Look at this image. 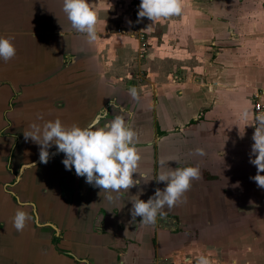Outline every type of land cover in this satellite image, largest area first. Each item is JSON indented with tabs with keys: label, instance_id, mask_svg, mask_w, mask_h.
I'll return each instance as SVG.
<instances>
[{
	"label": "crops",
	"instance_id": "crops-1",
	"mask_svg": "<svg viewBox=\"0 0 264 264\" xmlns=\"http://www.w3.org/2000/svg\"><path fill=\"white\" fill-rule=\"evenodd\" d=\"M88 3L99 19L93 43L72 28L63 0H0V37L16 48L0 60V172L15 133L25 140L31 125L56 119L82 128L110 98L133 99L134 87L141 140L155 128L164 134L157 174L193 166L200 179L186 201L165 207L155 230L141 217L132 221L130 198L142 189L147 201L166 182L152 190L143 180L109 202L73 167L65 180L76 188L73 203L56 199L54 175L39 184L51 203L35 206L38 186H21L15 203L0 189V264H196L202 255L210 264H264V189L250 179L254 129L238 118L256 101L264 110V0H182L180 16L142 18L139 60V42L126 31L130 0ZM132 74L141 86L129 83ZM18 209L32 217L23 232L13 227Z\"/></svg>",
	"mask_w": 264,
	"mask_h": 264
},
{
	"label": "clouds",
	"instance_id": "clouds-1",
	"mask_svg": "<svg viewBox=\"0 0 264 264\" xmlns=\"http://www.w3.org/2000/svg\"><path fill=\"white\" fill-rule=\"evenodd\" d=\"M63 11L75 31L85 34L90 43L97 40L99 19L97 13L90 8L88 0H63ZM182 12V0H141L137 22L148 18L153 24L180 16ZM15 55L16 48L11 40L0 37V60L6 63ZM129 93L133 99L138 97L134 87ZM238 118L244 122V127L252 126L255 129L249 162L256 167L257 173L250 179L255 181L257 187L264 189V175H261L264 173V112L253 113L245 106ZM96 125L97 122L92 121L83 128L75 124L66 127L60 119H56L45 122L42 127L31 125V130L24 132V138L25 141L30 139L39 146V160L43 164L48 163L49 149L55 145L56 153H63L65 156L62 163L66 170L74 167L77 176L85 177L86 183L109 193L106 199L113 202L119 198V194L128 193L140 183L133 178V174L138 173L141 161L136 147L138 134L126 119L119 115L102 127ZM195 153L205 155L201 148L195 149ZM155 179L157 183L166 182L165 188H156L154 195L147 201L139 198V195L143 194L142 189L133 196L134 199L131 197L132 221L141 217V224H153L158 215L166 216L165 207L172 209L178 203L186 201L185 194L190 191L192 182L200 179V169L193 166L177 167L158 173ZM113 192L118 194L116 198L110 194ZM31 219L28 212L18 209L13 217V227L17 232H23ZM196 264H210V261L202 255Z\"/></svg>",
	"mask_w": 264,
	"mask_h": 264
},
{
	"label": "flooded vegetation",
	"instance_id": "flooded-vegetation-1",
	"mask_svg": "<svg viewBox=\"0 0 264 264\" xmlns=\"http://www.w3.org/2000/svg\"><path fill=\"white\" fill-rule=\"evenodd\" d=\"M139 108L137 101L131 97L127 96L122 98L121 96H117L116 98H110L106 103H103L100 107L98 106L94 116H92L83 127L89 125L92 121L97 122V127H102L114 119L115 116H123L138 134V143L136 144V147L139 150L140 155H142L141 157H143L139 162L138 173L133 174V178L140 181L136 186L141 185L143 180H145V186L147 188L152 186L153 190L156 185L155 176L157 175L158 170L155 150L156 143L160 136L164 134L155 128L151 140H141L142 130L140 129V122H137L135 118V113H137ZM129 114H131V116H129ZM3 131L4 130H2L0 134H2ZM14 136V140H9L10 145L4 155V166L0 172V177L5 178L4 181H1L0 179V189L5 192L4 194L15 203L17 202L15 194L20 188H23L21 186H24L25 189H33L35 186H38V188H36L37 191L32 193L35 206L38 203H51L47 198V194L44 193L41 187H39V184L44 182L43 178H48L49 176L54 175L57 176L56 199H58L61 204L73 203L76 188L69 189L66 185L65 180L67 170L62 163L65 158L64 154L55 153L54 156L49 158L47 164H43L39 160V146L37 144L33 143L31 140H23L21 132L15 133ZM147 148H149L148 156L146 151ZM52 151L56 152L55 145L49 149V153ZM25 155L28 156L27 159L22 160ZM202 178L205 179L204 173L202 174ZM26 184H30V187H27L28 185ZM24 204H27V202ZM160 218L162 217L158 215L156 222L150 224L152 228L154 227V230L157 227V224L160 225ZM166 218L170 219L171 217L168 216ZM49 231V234L52 235V240L57 239L54 235L59 233L55 230L51 231L49 229ZM151 231H153V229Z\"/></svg>",
	"mask_w": 264,
	"mask_h": 264
},
{
	"label": "built area",
	"instance_id": "built-area-1",
	"mask_svg": "<svg viewBox=\"0 0 264 264\" xmlns=\"http://www.w3.org/2000/svg\"><path fill=\"white\" fill-rule=\"evenodd\" d=\"M140 2H141V0H130L133 21L130 24V26L126 29L127 33L130 36L135 37V39L139 42V50L137 52V57H136V59H138V60L142 59L144 57V38H143L142 32L140 30V22L142 19H140V21L137 22L138 21V11H139ZM126 31L116 30V33H120V32L124 33ZM252 111H253V113H255L257 111L264 112L263 107L259 101H256L252 104ZM253 129H254V127H253Z\"/></svg>",
	"mask_w": 264,
	"mask_h": 264
},
{
	"label": "rangeland",
	"instance_id": "rangeland-1",
	"mask_svg": "<svg viewBox=\"0 0 264 264\" xmlns=\"http://www.w3.org/2000/svg\"><path fill=\"white\" fill-rule=\"evenodd\" d=\"M143 35V38H144V34H142ZM144 41H145V39H144ZM144 56H145V54H144ZM136 60V59H135ZM133 63L135 62L134 60L132 61ZM131 70H137V71H133L134 72V75L136 74L137 76H139V77H141V76H143L144 77V75H143V70L144 69H139L138 67H132V69ZM123 71V70H122ZM132 72V73H133ZM134 75L132 74V75H129L128 76V78H127V80H129V83L131 84H135V85H138V86H141L142 85V78H141V80H138V79H136V78H134ZM109 203V202H108ZM107 203V204H108Z\"/></svg>",
	"mask_w": 264,
	"mask_h": 264
},
{
	"label": "water",
	"instance_id": "water-1",
	"mask_svg": "<svg viewBox=\"0 0 264 264\" xmlns=\"http://www.w3.org/2000/svg\"><path fill=\"white\" fill-rule=\"evenodd\" d=\"M55 153V151L50 152V157L54 156Z\"/></svg>",
	"mask_w": 264,
	"mask_h": 264
}]
</instances>
